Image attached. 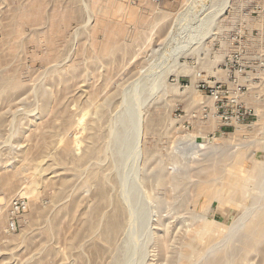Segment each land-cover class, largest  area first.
I'll return each instance as SVG.
<instances>
[{"label":"rangeland","instance_id":"obj_1","mask_svg":"<svg viewBox=\"0 0 264 264\" xmlns=\"http://www.w3.org/2000/svg\"><path fill=\"white\" fill-rule=\"evenodd\" d=\"M98 1L0 0V264H264V0Z\"/></svg>","mask_w":264,"mask_h":264},{"label":"bare ground","instance_id":"obj_2","mask_svg":"<svg viewBox=\"0 0 264 264\" xmlns=\"http://www.w3.org/2000/svg\"><path fill=\"white\" fill-rule=\"evenodd\" d=\"M96 1H98V0H96ZM112 1V0H111ZM138 1V0H137ZM224 1V0H223ZM99 2V1H98ZM139 2V1H138ZM141 2V1H140ZM109 3V2H108ZM142 4V3H141ZM148 5V4H147ZM199 6V4H198V2L197 3H193V5L192 6ZM225 5H226V3H225ZM35 6V5H34ZM40 7H41V5H39ZM39 6L37 7V8H39ZM106 7H108L107 5H105ZM110 6L111 7H108L107 9H108V11H107V13H105V12H103V14L104 15H106L107 17H109V16H113V17H115V15H116V12L117 11H119V10H121V6L119 5H116L114 2H111V4H110ZM36 8V9H37ZM204 8V7H203ZM203 8H202V10H201V8L200 9H198L197 11H195L194 10V12H193V14H196L198 17H203L204 16V14L206 13V12H202L203 11ZM32 9H33V7H32ZM107 9H105V11L107 10ZM134 9V8H133ZM34 10V9H33ZM41 10H42V8H41ZM228 10V9H227ZM38 11V10H37ZM225 11H226V7H225V9H224V13H225ZM229 11V10H228ZM28 13H30L31 11H27ZM39 12H41V11H39ZM33 13V12H32ZM31 13V14H32ZM36 14L38 13V12H35ZM31 14H30V17H31ZM103 14H101V15H103ZM22 15V14H21ZM37 15H39V14H37ZM40 15H41V13H40ZM19 16V15H18ZM23 16V15H22ZM127 16L129 17V18H131L132 19V21H134V22H136V23H139L140 21H141V19H140V17H138L136 14H135V12H133V11H130L128 14H127ZM34 17V16H33ZM26 18V17H25ZM24 18V19H25ZM28 18V20H29V17H27ZM99 18H102V17H99ZM128 18V19H129ZM37 19V18H36ZM103 19V18H102ZM22 19H20V23L22 22L21 21ZM104 20H105V17H104ZM25 21V20H24ZM101 21V20H100ZM107 21H109V20H107ZM212 22H213V20H211ZM27 22V21H26ZM30 22H33V21H30ZM59 22H60V20H59ZM102 22H104V21H102ZM18 23V22H17ZM34 23H35V20H34ZM22 24H24V22H22ZM22 24H20V25H22ZM59 24V23H58ZM101 24V23H100ZM53 26H54V24H53ZM102 26V25H101ZM19 27H21V26H19ZM121 28V27H120ZM120 28H118L117 30H115V32H120V31H122ZM103 29H104V34H106L105 35V39H103L104 41H105V43H103L104 44V46H105V48L106 49H103V51L104 50H107V51H113L114 49H115V47H116V45H117V43H116V41L114 40V30H113V28H112V26L110 25V22H105L104 24H103ZM97 31V30H96ZM51 32V31H50ZM56 32H59V31H56ZM18 33V32H17ZM51 34V33H50ZM54 35H55V33H54ZM55 37V36H54ZM46 38V37H45ZM45 38H44V40H45ZM51 39V38H50ZM53 40V39H52ZM54 41V40H53ZM51 42V41H50ZM95 42H97V41H95ZM94 42V43H95ZM103 42V41H102ZM52 43V42H51ZM45 44H46V42H45ZM95 45V44H94ZM93 45V46H94ZM48 46V45H47ZM53 46H54V44H53ZM52 46V47H53ZM48 47H51V45H50V43H49V46ZM100 47H102L101 45H100ZM51 49V48H50ZM176 50H177V48H176ZM96 51V50H95ZM99 51H100V49H99ZM98 51V52H99ZM107 51H104L105 53L107 52ZM100 53V52H99ZM108 53V52H107ZM96 112V110H94V113ZM70 144V143H69ZM68 144V145H69ZM65 145H67V144H65ZM65 145H63V146H65ZM71 145V144H70ZM70 145L69 146H66L67 148H69L70 147ZM66 147H65V150H66ZM61 149H63V147L61 148ZM68 150H71L70 148L68 149ZM67 151V150H66ZM62 152H64V150L62 151ZM64 155V154H63ZM66 155V154H65ZM87 157V156H86ZM62 158H63V156H62ZM242 157H241V155L240 156H238V158H237V160H236V163H237V165L238 164H242V159H241ZM237 167V166H236ZM237 170H238V172L240 171V169L239 168H236ZM242 172V171H241ZM255 172V168H253L252 169V171H251V174H253ZM208 173V175H210V177H212V180H214L215 178H218V176L220 175L219 174V172L217 171V170H214V171H211V173L210 172H207ZM16 174V173H15ZM15 174H13V175H10V177L8 178V180L6 181V183H5V185L7 186L6 188H8V186L9 185H11V182L13 183L14 182V180L19 176V175H17V177H15ZM225 175H227L223 180H224V185H223V188H222V190H218L214 185H212V184H207V187L205 188V189H202L201 191L203 192V193H205V194H207L209 197H216V196H218V197H220V198H224L225 199V201L226 202H229V203H233V204H235V203H237L238 202V198H239V195H240V192H241V186H239V185H237L235 182H234V178H232L231 177V175L230 174H228V173H226ZM205 176V175H204ZM33 177V175L31 176V178ZM205 177H207V176H205ZM209 177V178H210ZM222 177V176H221ZM30 178V177H29ZM30 178V179H31ZM34 178H35V176H34ZM34 178H33V180H34ZM208 178V177H207ZM207 178H206V180H204V181H206L207 183H210L209 181H207ZM18 179V178H17ZM222 179V178H221ZM102 180V179H101ZM102 182H103V180H102ZM212 182V181H211ZM241 183V182H240ZM32 185H33V183H31ZM34 185H36L37 186V183H35ZM104 185V184H103ZM30 186V185H29ZM28 186V187H29ZM38 187V186H37ZM32 189H33V186H32ZM31 189V190H32ZM34 189H35V187H34ZM104 189V188H103ZM36 190V189H35ZM27 191H29V190H26L25 191V194H29ZM31 192V191H30ZM33 193H35V191L33 192ZM31 194H32V192H31ZM30 194V195H31ZM51 194V193H50ZM103 199V198H102ZM104 200V199H103ZM118 209V208H117ZM116 210V209H115ZM118 210H120V209H118ZM115 212H117V211H115ZM116 216H118L117 214L115 215V216H113L112 218H111V220H110V224H109V230H110V232H114L116 229H117V226H118V222H117V218H116ZM258 219L257 220H255L254 222H253V225L252 226H254V227H256V229H254L255 231H256V233H255V235L252 237V238H250V236H249V238H250V240L249 241H247L246 242V245H247V248H251L252 246H254L256 243H257V241L259 240V239H264V216H259V217H257ZM108 229H106V230H108ZM108 233V232H107ZM109 234V233H108ZM228 236V235H227ZM243 256V255H242ZM208 264H220V260H218L216 257H213L209 262H208Z\"/></svg>","mask_w":264,"mask_h":264},{"label":"built area","instance_id":"obj_3","mask_svg":"<svg viewBox=\"0 0 264 264\" xmlns=\"http://www.w3.org/2000/svg\"><path fill=\"white\" fill-rule=\"evenodd\" d=\"M167 1H171V0H151V2L153 3V4H155V5H159V4H162V3H164V2H167ZM227 2V4H228V0H225V3ZM226 12H229L228 10H226ZM224 13V12H223ZM230 13V12H229ZM225 15V14H224ZM190 16H191V18L193 19V15H192V13H190ZM12 208V210H19V209H23V208H25V204L23 203V202H21L20 204L18 203V202H16L15 203V206H14V204H12V206H11Z\"/></svg>","mask_w":264,"mask_h":264}]
</instances>
